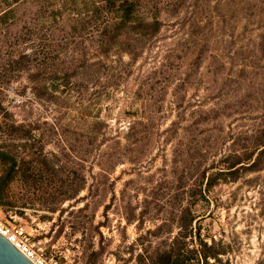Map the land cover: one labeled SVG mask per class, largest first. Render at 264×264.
Instances as JSON below:
<instances>
[{
    "label": "rangeland",
    "instance_id": "obj_1",
    "mask_svg": "<svg viewBox=\"0 0 264 264\" xmlns=\"http://www.w3.org/2000/svg\"><path fill=\"white\" fill-rule=\"evenodd\" d=\"M117 5L0 0L1 217L55 264H264V0Z\"/></svg>",
    "mask_w": 264,
    "mask_h": 264
},
{
    "label": "built area",
    "instance_id": "obj_2",
    "mask_svg": "<svg viewBox=\"0 0 264 264\" xmlns=\"http://www.w3.org/2000/svg\"><path fill=\"white\" fill-rule=\"evenodd\" d=\"M0 208V234L7 239L17 250H19L33 264H55L48 261L42 254H38L30 243V238L25 230L16 224L6 222L2 217Z\"/></svg>",
    "mask_w": 264,
    "mask_h": 264
},
{
    "label": "trees",
    "instance_id": "obj_3",
    "mask_svg": "<svg viewBox=\"0 0 264 264\" xmlns=\"http://www.w3.org/2000/svg\"><path fill=\"white\" fill-rule=\"evenodd\" d=\"M19 1V0H18ZM104 2L105 3H107V4H117V3H119V5H117L118 6V8L120 9V10H122V9H131V7H132V5L136 2V0H104ZM31 62V56L30 55H28L27 53H25V52H22L20 55H19V63L24 67V68H26L27 66H29L28 64ZM132 130L131 129H129V134L130 135H132ZM264 145V144H263ZM262 145V146H263ZM256 150H258L257 151V155H258V153H260L261 152V150L262 149H260V147H258V148H256ZM53 158L55 159V158H57V156L56 155H54L53 156ZM90 158V157H89ZM255 159L254 160H250L249 161V167H254L255 166ZM236 165H233V166H231V168H234ZM186 227H187V224L185 225V224H181L180 225V228L181 229H186ZM173 255H172V252L171 251H169V252H164V253H162V254H158L157 255V257H159L158 258V260L157 261H153L152 262V264H179V260H174L173 259V257H172Z\"/></svg>",
    "mask_w": 264,
    "mask_h": 264
},
{
    "label": "water",
    "instance_id": "obj_4",
    "mask_svg": "<svg viewBox=\"0 0 264 264\" xmlns=\"http://www.w3.org/2000/svg\"><path fill=\"white\" fill-rule=\"evenodd\" d=\"M0 264H33L0 234Z\"/></svg>",
    "mask_w": 264,
    "mask_h": 264
}]
</instances>
